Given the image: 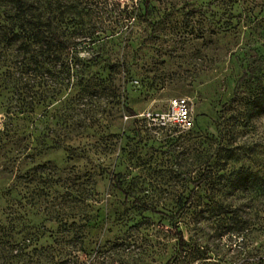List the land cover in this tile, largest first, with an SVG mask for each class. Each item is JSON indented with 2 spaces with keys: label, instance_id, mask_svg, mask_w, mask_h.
Returning <instances> with one entry per match:
<instances>
[{
  "label": "rangeland",
  "instance_id": "374dc122",
  "mask_svg": "<svg viewBox=\"0 0 264 264\" xmlns=\"http://www.w3.org/2000/svg\"><path fill=\"white\" fill-rule=\"evenodd\" d=\"M150 2L149 15L143 11L137 16V0H91L87 21L95 32H69L79 48L82 82L60 93L55 89L47 107L40 103L35 126L21 122L25 130L36 129L40 140H21L18 148L26 156L14 164L1 159L0 177L8 186L19 176L31 202L43 200L41 188L56 183L47 197L53 204L65 213L90 216L83 237L70 233L65 264H167L176 252L167 211L175 210L178 196L189 194L192 205L178 225L189 245L171 264L253 262L257 248L262 245L264 251V209L259 220L260 206L250 191H234L209 178L204 182L210 173L205 146H197L198 140L189 135L198 131L204 138L219 126L225 142L246 146L224 169L246 166L264 176V115L234 127L233 114L239 107L234 93H239L240 58L260 46L264 32L219 30L222 20L210 10L214 6L222 12L219 0ZM104 66H111L112 78L99 82L95 76ZM43 88L35 86L38 92ZM174 98L187 99L191 129L161 130L149 121L138 129L126 109L135 115L163 111ZM224 114L235 119H219ZM46 131L57 142L42 141ZM35 152L46 155L30 183L24 169ZM199 173L206 178L197 184ZM115 179L124 193L115 187ZM62 185L77 197L56 198ZM35 190L36 199H31ZM210 198L231 207L220 210ZM50 243L44 234L38 245Z\"/></svg>",
  "mask_w": 264,
  "mask_h": 264
},
{
  "label": "trees",
  "instance_id": "16d2710c",
  "mask_svg": "<svg viewBox=\"0 0 264 264\" xmlns=\"http://www.w3.org/2000/svg\"><path fill=\"white\" fill-rule=\"evenodd\" d=\"M250 1L252 2L219 0L224 5L220 13L214 6H210L213 14L222 20L218 29L222 32H264V1L259 6H250ZM90 5L91 0H0V167H3L1 159L10 160L14 164L19 158L26 156L18 148L21 140L29 143L40 140V136L35 134L36 129L25 130L24 123L21 122L25 121L26 124L30 121L35 126L34 113L40 103L47 107V99L54 98L55 89L60 93L69 85L72 87L82 82L84 75L79 48L69 32H95L87 21L91 20ZM104 8L105 5L102 10ZM136 8L138 12L135 15L143 16V11L145 15H149L151 2L137 0ZM203 10L209 8L204 7ZM240 63L242 70L236 81L239 93H234L238 95L239 104L238 109L233 112L237 116L234 127H242L240 121L248 122L255 116L264 115V39L260 46L244 51ZM110 71L111 66H104L95 76L96 80L103 82L112 78ZM38 84L44 87L41 92L35 90ZM224 103L226 106L227 102ZM126 109L130 115H135L132 109ZM234 116L228 115L235 119ZM228 117L224 114L219 119L225 120ZM132 122L138 129L141 124H146L144 118L135 116ZM199 135L195 131L189 137L198 140L197 146H205L202 153L206 156L210 173L204 178L205 181L199 173L196 183L206 182L209 178L214 184L227 183L234 191H250L260 206L256 214L261 220L264 209V176L259 170L246 166L224 169L228 161L234 159L246 146L225 142L223 130L219 126L215 134L208 135L205 139ZM42 136V141L47 144L46 140L57 142L55 135L47 131ZM45 155L39 152L28 155L24 171L30 183L38 173L37 168L43 165ZM114 176L116 174L111 178ZM115 181V187L124 193L118 180ZM55 185L57 184L52 183V186ZM52 186L42 187L39 191L43 197L41 201L44 202H31L27 201L28 198L26 199L20 187L19 176L15 175L8 186L0 177V264H65L68 252L64 247L70 233L83 237V227L90 223V216L81 212H63L61 206L53 204L47 198ZM61 189L56 198L66 200L68 197L74 200L77 197L74 191L68 188L65 190L63 185ZM33 193L37 191L29 193L31 199L36 196ZM210 199L211 202L219 203L220 210L231 207V204L223 205L222 201ZM192 201V194L178 196L175 210L167 211L173 223L176 241V252L167 264H171L177 255L186 254L189 240L178 225ZM230 211L234 213V210ZM234 214L229 219L232 220ZM260 225V229H263L264 224ZM44 234L51 243L38 245ZM262 249V245L257 248L253 262L244 260L237 264H264Z\"/></svg>",
  "mask_w": 264,
  "mask_h": 264
},
{
  "label": "built area",
  "instance_id": "2783aa9c",
  "mask_svg": "<svg viewBox=\"0 0 264 264\" xmlns=\"http://www.w3.org/2000/svg\"><path fill=\"white\" fill-rule=\"evenodd\" d=\"M134 116L144 118L151 125L163 130L169 128L188 130L193 124L190 106L186 98H174L170 100L167 108L163 111L148 110Z\"/></svg>",
  "mask_w": 264,
  "mask_h": 264
}]
</instances>
